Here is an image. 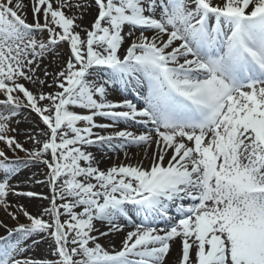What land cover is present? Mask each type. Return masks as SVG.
Segmentation results:
<instances>
[{"label": "snow or ice", "instance_id": "snow-or-ice-1", "mask_svg": "<svg viewBox=\"0 0 264 264\" xmlns=\"http://www.w3.org/2000/svg\"><path fill=\"white\" fill-rule=\"evenodd\" d=\"M0 109V264H264V0H0ZM128 146L149 165L100 168Z\"/></svg>", "mask_w": 264, "mask_h": 264}, {"label": "bare ground", "instance_id": "bare-ground-1", "mask_svg": "<svg viewBox=\"0 0 264 264\" xmlns=\"http://www.w3.org/2000/svg\"><path fill=\"white\" fill-rule=\"evenodd\" d=\"M214 2L219 3L221 0H214ZM67 56H62V58H66ZM55 63V62H53ZM51 70V69H49ZM135 90L130 86L128 89L123 90V91H118V92H110L109 99L118 101L122 99L123 97H127L128 99L132 100L133 102L135 98L134 92ZM24 119L19 122L18 124L21 126V128L24 129H29L31 130L33 125H36L33 120H29V117L27 118L26 116H23ZM97 122L98 123H103V124H109L112 123L107 118H101L97 117ZM127 125L121 123L118 127L120 129L126 127ZM42 127V126H40ZM117 129H108L107 131H115ZM133 131H137V128H132ZM96 131H100L99 129H96ZM106 134V133H105ZM24 136V135H22ZM23 141H25L26 148H31L32 143L31 141H27L26 137H24ZM153 148H155V145H153ZM97 157L101 160L100 163V168L102 170H105L112 165H120V164H131V165H136L138 163H143L145 167H147L150 163V161L145 157V149L144 147H136V146H128L127 148L123 150H118L116 152L112 151H97L93 149ZM125 152H127V157H125ZM149 152H151V149H149ZM117 163V164H116ZM26 173L27 178H32L34 176L35 180L40 181L41 179H44L45 177H42L40 174L41 172L37 168H28L24 170ZM25 179V182L21 184L20 190L21 191H32L34 190L37 193L40 194H45L46 187H44L41 183H33L31 179ZM43 196V195H42ZM13 200H17L18 202H22L26 205L27 209L32 213V214H37L40 213L45 207H47L43 202L42 198L39 196L36 197L35 199H21V198H13ZM46 218V217H45ZM9 225V228L16 227L13 222L8 221L7 219L4 220ZM96 226L100 228L102 231H107V226L106 224L102 222H95ZM131 230V226H127L124 228V231L122 232H112L110 233L107 237H100L99 242L108 248L110 251L114 247L115 249L119 250L120 247L122 246V240L123 236L126 231ZM6 231L5 229L1 230L0 228V235H5ZM96 234V233H94ZM179 243L175 244L173 247V251L171 253V260H175L176 254L179 251ZM38 254H41L43 256H48L49 255V250H48V245L46 243H42L41 248L37 250ZM33 253H29V255H32Z\"/></svg>", "mask_w": 264, "mask_h": 264}, {"label": "rangeland", "instance_id": "rangeland-1", "mask_svg": "<svg viewBox=\"0 0 264 264\" xmlns=\"http://www.w3.org/2000/svg\"><path fill=\"white\" fill-rule=\"evenodd\" d=\"M28 20H29V22H31V20H32V16H31L30 14H29V16H28ZM47 36H48V34H47V32H45V33L43 34V38H44V39H47ZM37 38L39 39L40 37H37ZM58 51L60 52L61 56H67L68 48H67L66 45H62L61 48L58 49ZM51 60H52V57L49 56L48 59L45 61V63H48V61H51ZM53 62H54V61H53ZM21 82H23V81H21ZM26 86L29 87V88H31V85H30V84H26ZM133 93L135 94V91H134ZM0 110H2V109H0ZM22 112H23V116H26L27 118L29 117V120H30V119L33 120V121L35 122L36 125L39 124V117H38L35 113H31L30 110H27V109H22ZM40 126L43 127V125H40ZM10 127H12V128H16L18 131H23V128H21V126H20L18 123H13V124L10 125ZM10 134H11V135H15V133H10ZM24 137H25V136L20 135L18 138H19L20 140L23 141ZM2 146H3V144H2V142H0V147H2ZM24 146L26 147L25 144H24ZM10 155H11V153H10ZM19 155H20V157L23 158V157L25 156V153H24V152H19ZM116 164H117V163H116ZM30 168H37V169L41 172L40 175H41L42 177H45L44 179H41V180H40V181H42L41 184H42L44 187H46V190L44 191L45 194H42V195H43L44 197H50V196H51L50 188L48 187V185H47L46 183H43V181L46 180L45 172L47 171V169L44 168L43 166H30L29 169H30ZM32 191H34V190H32ZM34 192H35V191H34ZM13 198H17V197H12V196L9 197L10 200L16 202L17 200H13ZM35 198H36V197H35ZM35 198H30V199H35ZM30 199H28V200H30ZM42 202H43L46 206H48V200H47V199H42ZM18 203H20V204H24V203H22V202H18ZM24 205H25V204H24ZM25 206H26V205H25ZM9 211H13V209L9 208ZM5 219H7V220L10 221V222H13L14 225L17 226V222L14 221V220H12L10 217H7V216H6V213L4 212V210H3L2 208H0V220H3V221H4ZM19 222H20V223H28L27 219H26L25 217H23V215H20V216H19ZM4 223L7 224L6 222H4ZM7 225H8V224H7ZM8 227H9V225H8ZM3 229H4V228H1V230H3Z\"/></svg>", "mask_w": 264, "mask_h": 264}]
</instances>
